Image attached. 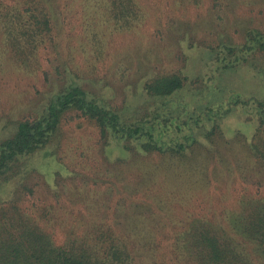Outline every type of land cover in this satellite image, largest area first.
<instances>
[{
  "label": "rangeland",
  "instance_id": "rangeland-1",
  "mask_svg": "<svg viewBox=\"0 0 264 264\" xmlns=\"http://www.w3.org/2000/svg\"><path fill=\"white\" fill-rule=\"evenodd\" d=\"M135 1L139 18L118 28L109 17V0H45L53 14L54 42L42 45L28 67L13 58L0 32V148L15 136L19 121L40 117L49 101L71 85L81 84L90 97L133 121L162 108L139 93L146 79L187 76L184 88L167 97L173 101L167 112L185 125L162 136L170 147L191 144L184 156L170 148L167 154L143 155L142 140L111 133L102 137L97 125L70 111L50 143L23 159L26 185L39 192H24L18 204L37 218L44 204L54 205L56 222L40 221L56 242L71 232L84 236L92 226L111 224L121 227L118 233L131 232L129 237L146 243L132 250L136 259L128 264H197L177 247L193 222L228 225L244 202L264 198V161L249 146L255 126L252 107L234 106L221 119L211 145L201 130V123L211 127L212 121H201L209 107L232 106L237 95L249 102L264 99L262 52L239 69L221 71L210 50L224 43L244 44L247 30L264 31V0ZM194 43L198 46L189 48ZM140 154L143 161L122 165ZM56 171L61 173L56 179L61 200L47 188ZM5 186L10 184L0 183V207L10 203ZM258 258L254 256L256 263L264 264Z\"/></svg>",
  "mask_w": 264,
  "mask_h": 264
},
{
  "label": "trees",
  "instance_id": "trees-1",
  "mask_svg": "<svg viewBox=\"0 0 264 264\" xmlns=\"http://www.w3.org/2000/svg\"><path fill=\"white\" fill-rule=\"evenodd\" d=\"M46 5L45 0H16L15 4L0 0V32L13 58L22 66H30L38 49L48 41L54 42L53 14H49ZM107 9L110 19L119 25L118 28H123V25L132 26V22L140 15L135 0H109ZM246 35L244 44L224 43L210 48L216 53L219 70L239 69L248 64L249 57L255 53L264 54V31L253 28L247 30ZM194 45L198 46L194 43L189 48ZM187 80V76L177 73L146 79L139 93L158 101V106L162 108H153L144 119H123L118 108L100 103L90 97L84 86L75 84L66 87L54 100H50L40 117L19 121L15 136L4 141L0 148V183L10 184V187L5 186V195L9 196L7 200L10 203L0 207V264H128L134 261L136 256L132 250H141L146 243L129 237L132 236L131 232L118 233L121 227L111 224L92 226L84 236L71 232L63 242H56L46 225L40 221L48 219L49 224L56 222V216L52 217L51 214L55 206L44 204L46 207L43 208V214L37 218L29 215L18 204L24 192H39L38 187L37 192L36 187L29 190L26 185L29 173L23 159L50 143L53 135L60 130L64 116L70 111H78L97 125L102 137L111 133L117 138L142 140L141 147L146 152L143 155L153 151L167 154L171 152L170 148L184 156L191 144L179 142L177 148L170 147L169 144L164 145L162 136L168 130L180 132L185 125V122L174 119L170 111L167 112L173 104L167 97L181 91ZM230 103L232 106L222 108L219 104L201 113L203 123L212 121L210 129L201 123L204 138L207 143L213 144L216 131L222 127L221 119L227 117L234 106L249 105L253 109L252 123L255 125L249 142L250 150L257 159L264 161V99L249 102L237 95ZM218 114L219 117H213ZM191 140L192 143L197 142L195 138ZM140 156L134 155L132 161L122 165L143 161ZM143 174L145 178L147 175ZM60 175L56 171L53 182H47V188L54 189L51 194L62 199L63 193L58 190L56 182ZM70 177L68 175L63 179ZM51 200L55 201L56 198L52 197ZM181 242V245L177 244L178 249L187 250L191 261L197 264H257L255 255L260 256L258 259H264V198L244 202L231 214L228 225L226 222L213 223L202 219L193 222L190 232ZM139 244L140 248L137 247Z\"/></svg>",
  "mask_w": 264,
  "mask_h": 264
}]
</instances>
